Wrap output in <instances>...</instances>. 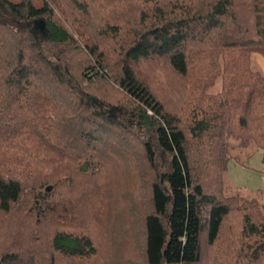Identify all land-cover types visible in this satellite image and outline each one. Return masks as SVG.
Returning a JSON list of instances; mask_svg holds the SVG:
<instances>
[{
  "label": "trees",
  "instance_id": "16d2710c",
  "mask_svg": "<svg viewBox=\"0 0 264 264\" xmlns=\"http://www.w3.org/2000/svg\"><path fill=\"white\" fill-rule=\"evenodd\" d=\"M252 51L264 0H0V264H264Z\"/></svg>",
  "mask_w": 264,
  "mask_h": 264
},
{
  "label": "rangeland",
  "instance_id": "374dc122",
  "mask_svg": "<svg viewBox=\"0 0 264 264\" xmlns=\"http://www.w3.org/2000/svg\"><path fill=\"white\" fill-rule=\"evenodd\" d=\"M39 32L37 28L34 29L36 38L40 37ZM250 59L251 66L261 72L264 83V55L252 51ZM217 87L218 84H215L210 90H215ZM225 177L227 183L240 195L252 196L264 203V161L259 147L252 146L248 156L239 153L236 157H229Z\"/></svg>",
  "mask_w": 264,
  "mask_h": 264
},
{
  "label": "water",
  "instance_id": "95a60500",
  "mask_svg": "<svg viewBox=\"0 0 264 264\" xmlns=\"http://www.w3.org/2000/svg\"><path fill=\"white\" fill-rule=\"evenodd\" d=\"M46 188L48 189V188H49V186H46Z\"/></svg>",
  "mask_w": 264,
  "mask_h": 264
}]
</instances>
